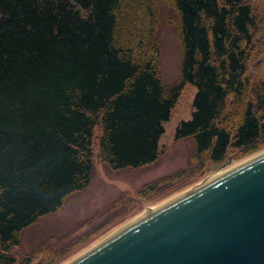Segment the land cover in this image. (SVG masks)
<instances>
[{"label":"trees","instance_id":"obj_1","mask_svg":"<svg viewBox=\"0 0 264 264\" xmlns=\"http://www.w3.org/2000/svg\"><path fill=\"white\" fill-rule=\"evenodd\" d=\"M165 7L181 52L171 83ZM186 82L193 110L174 137H192L198 167L264 146V0H0V264L58 261L68 244L21 251V229L90 182L95 154L110 168L155 159ZM137 196L112 203L133 211Z\"/></svg>","mask_w":264,"mask_h":264},{"label":"water","instance_id":"obj_2","mask_svg":"<svg viewBox=\"0 0 264 264\" xmlns=\"http://www.w3.org/2000/svg\"><path fill=\"white\" fill-rule=\"evenodd\" d=\"M59 264H264V148L185 184Z\"/></svg>","mask_w":264,"mask_h":264},{"label":"rangeland","instance_id":"obj_3","mask_svg":"<svg viewBox=\"0 0 264 264\" xmlns=\"http://www.w3.org/2000/svg\"><path fill=\"white\" fill-rule=\"evenodd\" d=\"M169 17H174L172 10L163 8L156 28L161 44L160 67L166 83L173 82L179 76L181 57L175 26L168 20ZM194 93L195 86L189 82L181 88L169 117L162 122L164 129L158 139L161 150L155 159L137 167L110 168L95 154L90 182L85 187L70 192L57 210L44 213L24 226L20 231L18 250L31 251L43 245L49 246L53 253L68 244L69 250L53 263L59 264L138 211L235 159L228 158L215 167L207 165L200 168L192 157V137H174L179 121L191 116ZM263 148L264 146L236 158ZM182 169L185 171L179 173ZM154 179H159L157 187L147 190L146 196L138 197L136 190ZM121 191L137 196L133 211L122 213L123 206L112 203Z\"/></svg>","mask_w":264,"mask_h":264}]
</instances>
